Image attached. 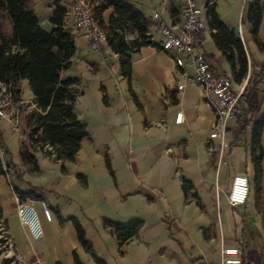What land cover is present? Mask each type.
I'll list each match as a JSON object with an SVG mask.
<instances>
[{"label":"crops","instance_id":"0c3cea01","mask_svg":"<svg viewBox=\"0 0 264 264\" xmlns=\"http://www.w3.org/2000/svg\"><path fill=\"white\" fill-rule=\"evenodd\" d=\"M55 1L65 6L67 0ZM127 1L150 23L156 12L163 26L177 22L172 0ZM194 1L205 18V7L212 2L218 20L240 39L247 71L252 65L256 73L264 65V47L253 41L245 17L248 3L254 0ZM259 1L262 11L256 37L264 44V0ZM32 2L39 26L48 31L52 0ZM110 11L101 15L104 27ZM64 21L74 37V53L60 78L78 80L72 112L86 130L74 160L60 163L37 152L36 173L20 165V144L26 136L22 118L34 109L26 80L19 81V101L14 103L19 104L17 128L0 120L2 160L9 180L8 184L0 175V217L20 258L17 264H72V253L80 264H95L79 245L71 218L82 229L92 253L106 264H220L223 247H237L240 264H252L246 262L245 254L264 251V123L261 190L256 194L248 126L242 130L237 121L230 123L222 148L217 139H208L214 120L209 98L195 84L176 90L183 84L181 71L166 53L152 45L138 47L129 53V76L123 77L118 57L107 45L92 51L72 30L71 22ZM150 26L147 33H152ZM131 33L128 40L124 37L127 42L136 38ZM198 40L212 71L231 76L207 24ZM233 86L237 88L238 83L233 81ZM257 88L261 115L264 78ZM177 110L183 121L174 125ZM236 175L247 177L249 192L243 205L231 208L226 192ZM11 186L40 197L30 199L42 230L37 242L18 223ZM40 201L50 212L49 222L41 215ZM134 219L142 222L140 229L120 246L103 226L104 220L125 224ZM0 264H4L1 258Z\"/></svg>","mask_w":264,"mask_h":264},{"label":"trees","instance_id":"16d2710c","mask_svg":"<svg viewBox=\"0 0 264 264\" xmlns=\"http://www.w3.org/2000/svg\"><path fill=\"white\" fill-rule=\"evenodd\" d=\"M89 3L92 18L106 33V45L118 57L121 76L128 77L129 53L140 46L156 47L147 36L151 23L127 0H89ZM51 6L52 11L47 19L51 28L45 31L38 24L32 0H0V84L7 88L11 101L15 103L19 101L18 83L26 80L34 104V109L22 118L26 136L19 149L20 165L29 173L37 172L35 153L40 152L60 163L72 162L81 140L86 137L84 124L72 112L79 94L76 88L78 80L60 78V72L70 65L74 37L65 26V6L55 0H52ZM108 9L111 11L104 27L101 15ZM261 11L260 1L254 0L248 3L245 17L250 36L258 47L263 48L264 44L259 43L256 37ZM205 14L213 45L227 62L232 80L240 83L247 73V59L240 39L218 20L212 4L206 5ZM124 27L136 34L134 40L127 42L124 39ZM204 58L209 59L206 55ZM263 78L264 65L258 67L256 73L252 72V65L249 66L244 93L245 113L237 120L242 130L247 126L250 128V161L256 194L261 190L260 136L264 123V113L259 115L257 85ZM0 143L2 145L1 139ZM44 145L50 147L51 152L42 151ZM8 168L12 169V166L8 164ZM0 175H3L1 168ZM11 190L20 200L40 199L32 190L25 194L13 186ZM70 221L82 249L91 255L95 264H106L92 253L91 245L75 219L71 218ZM141 225L138 219L125 224L103 221V226L109 228L118 246L134 236ZM245 260L252 264H264V251L250 250L245 254ZM2 262L10 263L6 259H2ZM72 264H80L73 253Z\"/></svg>","mask_w":264,"mask_h":264},{"label":"built area","instance_id":"2783aa9c","mask_svg":"<svg viewBox=\"0 0 264 264\" xmlns=\"http://www.w3.org/2000/svg\"><path fill=\"white\" fill-rule=\"evenodd\" d=\"M172 1L175 5L177 22L171 26H163L160 23V13H153L150 26L152 33H147L148 39L159 50L166 53L172 59L174 66L181 71L183 84L177 85L176 90H181L184 84H195L209 98L214 120L208 139H217L223 148L226 128L230 123L241 119L245 113L244 93L249 72L247 71L237 88H234L230 75L212 71L204 58L198 40L199 33L206 29V18L202 9L196 5L194 0ZM211 4L212 2H209L207 5ZM64 19L71 22L72 30L88 43L92 51L98 52L100 46L106 45V33L92 18L89 0H67ZM18 105V103L14 105L7 88L0 84V120L8 121L13 129L17 128L18 125ZM182 121V113L177 110L173 117V124L177 125ZM41 150L51 152V148L47 145L42 146ZM3 155L4 150L0 143V168L9 184L7 169L2 160ZM51 156L53 157L52 154ZM248 192L247 177L243 175L233 176L226 192L228 206L235 208L243 205ZM13 199L18 223L25 229L29 239L37 242L42 237V230L33 208L34 202L30 199L20 200L15 194ZM39 204L42 217L49 222L51 215L48 208L42 201ZM0 258L1 260H9V264H17L20 261L1 217ZM240 263V251L237 247L221 248L220 264Z\"/></svg>","mask_w":264,"mask_h":264},{"label":"rangeland","instance_id":"374dc122","mask_svg":"<svg viewBox=\"0 0 264 264\" xmlns=\"http://www.w3.org/2000/svg\"><path fill=\"white\" fill-rule=\"evenodd\" d=\"M105 17H106V13L104 14L103 18ZM124 28H125L124 34H125L126 40H128V38L132 36V33H131V30H129L127 27H124Z\"/></svg>","mask_w":264,"mask_h":264}]
</instances>
